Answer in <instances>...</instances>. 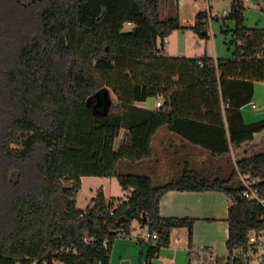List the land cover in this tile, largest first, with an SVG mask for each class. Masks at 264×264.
I'll use <instances>...</instances> for the list:
<instances>
[{
  "label": "trees",
  "instance_id": "1",
  "mask_svg": "<svg viewBox=\"0 0 264 264\" xmlns=\"http://www.w3.org/2000/svg\"><path fill=\"white\" fill-rule=\"evenodd\" d=\"M164 1L0 0V264H111L116 239L134 221L158 235L145 264H155L176 230L186 231L191 254L195 220L161 216L170 191L230 197L229 257L217 264H251L246 255L258 249L251 236L264 234V205L243 196L237 171L224 180L186 170L161 186L120 172L121 160L153 156L162 127L213 156L264 132V120L246 123L242 113L264 82V29L245 26L244 2L229 0L233 57L214 61L165 53L166 39L186 28L178 14L162 18ZM207 18L199 13L190 28L203 39ZM87 33L90 50L82 43ZM106 89L117 102L97 115L88 101ZM149 99L162 106H139ZM237 168L259 181L264 200V152ZM84 177L117 179L129 201H107L100 191L77 208Z\"/></svg>",
  "mask_w": 264,
  "mask_h": 264
},
{
  "label": "crops",
  "instance_id": "2",
  "mask_svg": "<svg viewBox=\"0 0 264 264\" xmlns=\"http://www.w3.org/2000/svg\"><path fill=\"white\" fill-rule=\"evenodd\" d=\"M169 1L170 0H167L165 7V10L168 14L172 9L170 8L171 4L169 3ZM188 1L190 0H177L178 16L181 25L186 29L175 31L168 39H166L165 48H167L166 45L168 44L171 46L172 41H174L175 39L176 33L179 32L185 34L190 31L194 32L190 28L196 25L197 14L195 15V17H193L194 19L192 18V23L188 18L183 20V17L180 14L182 13L185 6L184 3H187ZM204 1L207 2L211 8L212 1ZM196 9H198V7H196ZM128 27L132 26L128 25ZM196 37L197 36L194 34L193 38L196 46H201L200 41H197ZM206 41H209V38ZM179 50V47H177L175 50H173L172 48L170 53H166L165 49V53L169 56L180 57L176 53L179 52ZM204 56L210 57L214 61L219 60V57L217 58L215 57V55H208V53H205L202 56L189 58H201ZM150 100L151 99L148 100L149 102L147 101L146 103H142L139 106L147 109H156L158 108L157 102L162 99ZM147 103H149V105ZM244 109L245 107L242 110L244 120L246 123H251L250 121L246 120ZM121 134L124 135L123 132ZM263 138L264 132L257 134L254 137L253 141L243 143L239 146L230 145L231 150L229 154L223 156H213L210 152L188 143L179 135L171 132L167 127H162L156 133L151 143L153 156L148 160L133 163L132 165H130L129 173L127 174L147 175L153 179L156 185L159 186L178 180L186 170L194 171L204 178H220L228 180L232 178L235 171H237L238 173L239 170L237 168V164L240 160L259 153L261 148H263L262 150H264V145H262V143L264 142ZM85 179L86 177L82 178V185ZM105 179L106 181L111 180L108 178ZM101 191L106 198L104 187L101 189ZM231 204V198L226 194L220 192L170 191L161 200L160 212L161 216L164 218H190L195 220L193 241L195 252L190 254V252L186 251V253H189L190 258H192V255L195 253L197 257H205L209 262V258L207 256H203L198 253L199 250H213L214 255L220 259H227L229 257L226 243L229 237V224L227 222V219ZM140 225L144 227V225ZM175 233L181 237L183 235L187 236L185 230L179 232L177 231ZM170 246L171 244L166 247ZM114 251V254L112 255L113 257H111V262H114V257L115 255H117L118 249L114 248ZM171 253H180L179 248L175 247L169 248V250H161L159 257L157 258L159 264H166L161 261V259L164 258V260L168 262V257L171 255ZM170 262L172 264H186L187 259L181 254L179 261L170 260Z\"/></svg>",
  "mask_w": 264,
  "mask_h": 264
},
{
  "label": "rangeland",
  "instance_id": "3",
  "mask_svg": "<svg viewBox=\"0 0 264 264\" xmlns=\"http://www.w3.org/2000/svg\"><path fill=\"white\" fill-rule=\"evenodd\" d=\"M166 3L167 1H164L161 4V14L163 19L178 14L177 0L169 1V3L171 4L170 8H172L169 11V14L165 10ZM184 4L185 6L183 8V11L182 13H180L183 17V20L188 18L192 23V18L195 17L196 14L198 15L199 13H204L208 16L209 19H207L206 30L209 34V41H206L207 39H203L196 33L191 31L185 34L178 32L175 34V39L174 41H172L171 46L169 44L166 45V53H170L172 48L173 50H175L177 47H179L180 50L176 53L180 57L185 58L202 56L205 53H208V55L211 56L215 55V57H219V59L233 57L234 49L229 45L230 41L233 39V30L235 29V23L229 19V15L232 12V2L229 0H214L211 2V8L204 0H190ZM245 6L247 8L245 12V26L252 29H264V0H249V2L246 3ZM196 7H198L199 10L196 9ZM194 34L197 36V41H200L201 46H196L193 38ZM93 37L94 36L90 33L82 36V43L86 44V48L84 49L90 50L92 48L91 44L95 42ZM106 94H109V101H106V99L104 98ZM254 96L255 97L253 99V102L250 105L246 106L244 109L246 120L250 121L251 123L264 120V82L256 83ZM109 102L111 104H109ZM116 102L117 99L113 95V93L109 89H106L103 93H101V96L97 98L95 97L93 99V108L96 109L95 112L97 114L102 115L107 113L112 104ZM147 104L149 105V103ZM254 104L257 105L256 108H253L252 105ZM122 140L123 134H121V136L115 142V151L120 150L122 146ZM262 145H264V142L262 143ZM262 149L263 148L260 149L259 153L264 152V150ZM132 164L133 163H130L128 161L121 160L119 162L120 172L124 174L129 173L130 165ZM103 187L107 200H111L112 198L117 197H125V193L123 195L122 187L120 186L117 179L113 178L109 181H106L105 178L86 177L77 196L76 206L78 208L85 209L86 207L91 205L93 199L97 197L98 193ZM177 231L179 232V230H176L171 235V246L163 247L162 251L176 247L179 248L180 253H171V255L168 257V262H166L164 258H162L161 261L166 264H170V260L179 261L182 254L187 259L186 264H213L208 262L205 257H197L195 253L192 255V258H190L189 253H186V251H191L188 247V236L183 235L181 237L175 233ZM148 233L150 232L147 227H142L138 221H134L130 226L129 235L120 236L116 239L114 248H117L118 251L117 255H115L114 257V262H111V264H145L147 261L148 250L151 245V242H149V240L145 238ZM113 251L111 257H113ZM193 252H195L194 246L192 248V253ZM154 263L159 264L158 259H156ZM55 264H60V262L55 261ZM251 264H264V255L260 253V256L258 258H252Z\"/></svg>",
  "mask_w": 264,
  "mask_h": 264
},
{
  "label": "built area",
  "instance_id": "4",
  "mask_svg": "<svg viewBox=\"0 0 264 264\" xmlns=\"http://www.w3.org/2000/svg\"><path fill=\"white\" fill-rule=\"evenodd\" d=\"M244 2V4L246 5V3L249 2V0H242ZM226 14V12H225ZM130 26V24H129ZM162 106V101H158L157 102V107L160 108ZM254 108H256L257 106L254 105ZM238 176L240 181L242 182V184L245 187V191L243 193V196L246 199H251V200H257L258 202H260L261 204L264 205V200L261 199V197L258 194V190L254 188V186L258 185V180L254 179L252 173H247V174H242L238 171ZM130 199V196H125L123 201L121 203L124 202H128ZM149 240V242H151L150 244H154V241H156L158 239V235L157 234H151L148 233L147 236L145 237ZM85 242H88V240L85 238ZM250 243L251 244H257L258 249H250L246 255V259H252V258H258L260 256V253L264 255V234L261 235H256L253 234L250 238ZM104 244L106 245V243L104 242ZM73 253H77L76 250H73ZM198 253L200 255L203 256H207L209 258V262L213 263V264H217L219 258L216 257L214 255V251L213 250H208V249H203V250H199ZM36 264V263H34Z\"/></svg>",
  "mask_w": 264,
  "mask_h": 264
},
{
  "label": "water",
  "instance_id": "5",
  "mask_svg": "<svg viewBox=\"0 0 264 264\" xmlns=\"http://www.w3.org/2000/svg\"><path fill=\"white\" fill-rule=\"evenodd\" d=\"M108 95H109V94H106L105 97H104V98L106 99V101H107V100L109 101V99H108ZM99 96H101V93H98V94H97V97H99ZM97 97H96V98H97ZM93 99H94V98H92V100L90 99V100L88 101V105L91 106V107H93ZM106 101H105V102H106ZM109 104H111V103L109 102ZM93 110L96 111V109H94V108H93ZM95 113H96V112H95ZM96 114H97V113H96ZM97 115H99V114H97ZM144 221H146V218H145V217H144ZM120 222H121V223H125V219H122Z\"/></svg>",
  "mask_w": 264,
  "mask_h": 264
}]
</instances>
